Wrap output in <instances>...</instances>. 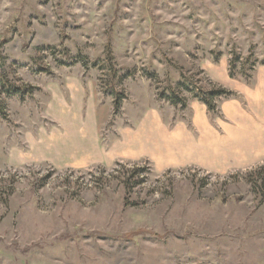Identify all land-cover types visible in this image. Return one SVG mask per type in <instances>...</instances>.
<instances>
[{
  "label": "rangeland",
  "instance_id": "obj_1",
  "mask_svg": "<svg viewBox=\"0 0 264 264\" xmlns=\"http://www.w3.org/2000/svg\"><path fill=\"white\" fill-rule=\"evenodd\" d=\"M0 264H264V0H0Z\"/></svg>",
  "mask_w": 264,
  "mask_h": 264
},
{
  "label": "trees",
  "instance_id": "obj_2",
  "mask_svg": "<svg viewBox=\"0 0 264 264\" xmlns=\"http://www.w3.org/2000/svg\"><path fill=\"white\" fill-rule=\"evenodd\" d=\"M111 58L109 57V61L113 62V58L112 59ZM231 78L234 79V75H231ZM182 87L191 95L193 100L205 106L208 113L212 115L216 114L217 112L218 109L217 101H219L222 98H230L234 96V94L231 91L221 87L220 88L214 87L211 90H206L201 85L197 83H192L189 79L185 78L183 75H182ZM167 98H168V102L174 107L180 106L181 108H185V105L187 106L186 99L180 98L179 94L175 90H171ZM119 104L120 101H117L116 110H119Z\"/></svg>",
  "mask_w": 264,
  "mask_h": 264
},
{
  "label": "crops",
  "instance_id": "obj_3",
  "mask_svg": "<svg viewBox=\"0 0 264 264\" xmlns=\"http://www.w3.org/2000/svg\"><path fill=\"white\" fill-rule=\"evenodd\" d=\"M197 110V115L199 114V115H201V112H200V110L202 111V108L201 109H196ZM200 112V113H199ZM223 112H224V115L226 116V118L228 117L229 119V121H231L232 122V120H233V117H236V118H238L237 120H239V122H241V118H244V119H242L243 120V122H244V120L246 119L245 117H244V113H243V111L241 110V108L238 106V104H235V103H232V102H229L228 103V105H226L224 108H223ZM194 113H195V111H194ZM240 118V119H239ZM248 119V118H247ZM197 121V120H196ZM195 121V122H196ZM208 120H204V127L202 128V129H200L201 130V132L202 133H205V132H209L210 134H213L214 136H213V138L214 139H217L218 137H217V134L216 133H218L219 134V132H217V131H215V130H213L212 128H211V126H210V124L208 125V123H210L209 121L207 122ZM147 124H150V128L151 129H154V130H161L162 128H164L163 126L164 125H162L161 124V121L159 120V118H155V117H151V118H146L145 120H144V122H142V124L139 126V129H138V134H143V131L145 130V128H146V126H147ZM228 125H230V124H228ZM227 125V126H228ZM237 125H234V127H236ZM243 125H241L240 127H239V129H233L232 127L233 126H231V127H228L229 129H224V131H222L221 133H222V135H221V137L222 138H224V139H221V141H220V143H224V142H226L225 141V137L227 138V136L228 135H231V136H238V134H241V128L243 129V127H242ZM230 133V134H229ZM242 133H243V130H242ZM140 134V135H141ZM233 134V135H232ZM138 140H140V139H138ZM190 146H192V145H190ZM194 146V145H193ZM194 148H195V150H197L198 151V149H197V147H195L194 146ZM223 148V147H222Z\"/></svg>",
  "mask_w": 264,
  "mask_h": 264
}]
</instances>
